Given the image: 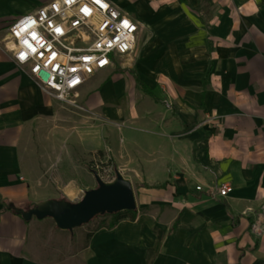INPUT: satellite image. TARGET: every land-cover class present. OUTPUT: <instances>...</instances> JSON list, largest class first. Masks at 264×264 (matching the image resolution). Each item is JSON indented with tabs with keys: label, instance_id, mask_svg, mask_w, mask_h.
Segmentation results:
<instances>
[{
	"label": "crops",
	"instance_id": "1",
	"mask_svg": "<svg viewBox=\"0 0 264 264\" xmlns=\"http://www.w3.org/2000/svg\"><path fill=\"white\" fill-rule=\"evenodd\" d=\"M51 1L0 0V38ZM102 1L135 26L132 51L72 108L0 43V264H264V230L251 231L264 222V0ZM98 161L128 184L131 215L81 248L20 221L76 204ZM219 186L225 198L206 194Z\"/></svg>",
	"mask_w": 264,
	"mask_h": 264
},
{
	"label": "built area",
	"instance_id": "2",
	"mask_svg": "<svg viewBox=\"0 0 264 264\" xmlns=\"http://www.w3.org/2000/svg\"><path fill=\"white\" fill-rule=\"evenodd\" d=\"M135 33V26L102 0H53L12 23L2 45L14 66L23 68L40 92L72 108L87 79L107 69L113 58L131 53ZM261 128L264 133V120ZM95 177L108 185L114 174L103 170ZM205 192L223 199L230 190L219 186ZM258 218L251 228L256 235L257 228L264 230Z\"/></svg>",
	"mask_w": 264,
	"mask_h": 264
},
{
	"label": "water",
	"instance_id": "3",
	"mask_svg": "<svg viewBox=\"0 0 264 264\" xmlns=\"http://www.w3.org/2000/svg\"><path fill=\"white\" fill-rule=\"evenodd\" d=\"M91 180L94 190L83 193L76 204L49 202L38 209L19 214L20 221L26 223L30 219L34 222L48 220L55 231L69 233L95 217L133 212L129 186L116 174L108 185L101 184L95 176Z\"/></svg>",
	"mask_w": 264,
	"mask_h": 264
},
{
	"label": "rangeland",
	"instance_id": "4",
	"mask_svg": "<svg viewBox=\"0 0 264 264\" xmlns=\"http://www.w3.org/2000/svg\"><path fill=\"white\" fill-rule=\"evenodd\" d=\"M2 39H3V37L0 38V43H2ZM103 170H108L106 162H104L102 164L101 161H98V164L93 162V163H89L87 165H84V171L90 177L98 175V173L100 171H103ZM91 189L94 190V185L92 186ZM99 220H100L99 218H96V219L90 221L89 223H87L86 225H84V226H82V227H80V228H78L76 230H73V231L69 232V234L71 236L70 239H72V243L71 244H76L75 246H78V248H81V246L83 244V241H84L83 237L86 234H88V233H90L92 231H95V230H97V229L102 227L101 225H98ZM105 223H106V220L103 219V223L102 224H105ZM62 243H64V242L62 241Z\"/></svg>",
	"mask_w": 264,
	"mask_h": 264
},
{
	"label": "trees",
	"instance_id": "5",
	"mask_svg": "<svg viewBox=\"0 0 264 264\" xmlns=\"http://www.w3.org/2000/svg\"><path fill=\"white\" fill-rule=\"evenodd\" d=\"M182 5L185 6L184 3H182ZM134 85L137 88V90L140 91L142 94H147L146 91L136 82L135 78H134ZM131 214L132 213H129V214H115V215H111V216H108V217L107 216L95 217L92 220H94L96 218H99V219H102V220L105 219L106 223L105 224H100L102 226L100 229H103L104 231H110L121 220L122 216L131 215ZM92 220H90V221H92Z\"/></svg>",
	"mask_w": 264,
	"mask_h": 264
}]
</instances>
